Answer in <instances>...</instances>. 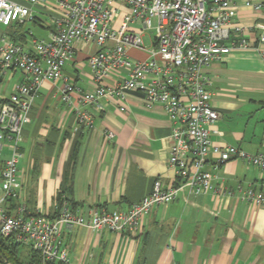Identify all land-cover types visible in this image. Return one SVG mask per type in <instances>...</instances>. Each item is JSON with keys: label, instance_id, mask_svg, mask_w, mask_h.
Segmentation results:
<instances>
[{"label": "crops", "instance_id": "obj_1", "mask_svg": "<svg viewBox=\"0 0 264 264\" xmlns=\"http://www.w3.org/2000/svg\"><path fill=\"white\" fill-rule=\"evenodd\" d=\"M231 1V34L240 28V38L249 48L236 49L203 69L210 79V104L219 113L210 126V139L220 147L231 145L256 154L264 147V43L259 39L264 35V0ZM252 4L261 7L256 10ZM34 8L38 13L31 23L37 32L26 22H12L0 24V36L24 44L30 37L47 39L52 30L48 17L55 5L40 0ZM115 8L117 28L129 11L118 4ZM130 26L141 29L139 24ZM152 34L153 30H142L143 49L127 51L138 50L137 56L148 59ZM97 51L92 43H73V57L63 74L80 91L92 87L88 58ZM126 77V71L112 74L104 84L115 86ZM22 80L18 70L7 72L0 95L8 96ZM61 84L43 82L34 99L19 144V196L7 201L8 214L17 215V206L23 205L25 214L41 213L53 220L60 196L69 200L77 215H87L93 208L124 212L151 193L157 181L164 189L177 186L179 180L167 162L173 124L161 104L147 109L137 91L127 93L123 112L115 99L84 105L79 92L71 94L69 104L61 100ZM76 111L86 112L91 124H81ZM108 132L114 134L112 139ZM7 151L4 148L3 153ZM214 160L210 155L204 170L216 176L215 183L229 189L238 184L259 189L264 183V171L242 159L218 167ZM60 241L68 264H264V206L185 187L171 203L145 213L135 232H94L78 226L63 228Z\"/></svg>", "mask_w": 264, "mask_h": 264}, {"label": "built area", "instance_id": "obj_2", "mask_svg": "<svg viewBox=\"0 0 264 264\" xmlns=\"http://www.w3.org/2000/svg\"><path fill=\"white\" fill-rule=\"evenodd\" d=\"M55 8L49 14L52 30L47 39L30 37L24 43L0 36V83L3 76L18 70L23 80L13 85L8 96L0 95V236L15 245L39 255V264H68L65 250L60 249L63 228L85 227L90 231L135 232L142 217L153 207L169 204L182 188L194 193H212L219 199L235 197L255 207L264 206V183L256 189L238 184L229 189L215 183L216 176L204 170L209 156L216 167L233 158L264 171V147L256 154L235 146L220 147L210 139V126L219 118L212 108L208 91L209 76L203 69L236 49L246 50L248 42L240 38V28L231 34V0H52ZM40 0L22 5L0 0V24L33 22ZM128 9L126 21L117 28L115 5ZM258 10L261 4H252ZM140 25V31L130 25ZM142 30H153V48L146 60L135 61L127 55L129 48L143 49ZM264 43V35L260 36ZM92 43L98 51L88 58L92 87L77 89L63 74L66 62L72 60L73 43ZM229 43V45H226ZM127 72L115 86L104 84V78ZM45 81H62L61 100L71 103V94L80 93L84 105H97L99 99H115L119 110L127 93L143 94V104L151 109L161 104L172 122L168 166L179 180L174 188L164 189L157 181L151 193L130 205L127 211L90 209L87 215L75 214L64 200L57 217L50 220L41 213L25 214L23 205L17 215L5 209L7 201L19 196V144L23 127L38 90ZM81 124L90 125L86 112L76 111ZM112 132L108 138L112 139ZM10 151L3 158V150Z\"/></svg>", "mask_w": 264, "mask_h": 264}, {"label": "trees", "instance_id": "obj_3", "mask_svg": "<svg viewBox=\"0 0 264 264\" xmlns=\"http://www.w3.org/2000/svg\"><path fill=\"white\" fill-rule=\"evenodd\" d=\"M33 22H35V21H33ZM64 200L68 201V203L70 205V202L68 199H66V197L60 196L58 198L57 215L59 213L60 206ZM56 217L57 216H55V218ZM55 218H52V219H55ZM19 248H20V246L15 245L10 238H2L0 236V251L4 254V258L7 260V262H12V263H17V264H39L40 263L39 255L36 252L32 251L31 249H29V252L27 255L28 260L27 261H21L19 259V256H21V255H20V253H18ZM60 264H63V263H60Z\"/></svg>", "mask_w": 264, "mask_h": 264}, {"label": "rangeland", "instance_id": "obj_4", "mask_svg": "<svg viewBox=\"0 0 264 264\" xmlns=\"http://www.w3.org/2000/svg\"><path fill=\"white\" fill-rule=\"evenodd\" d=\"M26 24H27L28 26H30L31 29H33V31H35V32L38 31V29L36 28V26H33L31 22H26ZM43 24H44V23H43ZM149 32H151V31H149ZM144 42H145V45H148V44H149L147 38L144 39ZM134 51H138V50L131 49V50L127 51V52H128L127 55H128L131 59H133V60H137V61H141V60L145 59L144 57H139V56H137L136 53H135ZM5 150H6V149H5ZM9 154H10V151L4 152V153H3V158H8ZM28 252H29V248H26V247H20V248L18 249V253H20V255H21V256H19V259H20L21 261H27V260H28V256H27V255H28ZM19 259H18V260H19ZM0 264H17V263L7 262V260L4 258V254L0 251Z\"/></svg>", "mask_w": 264, "mask_h": 264}]
</instances>
